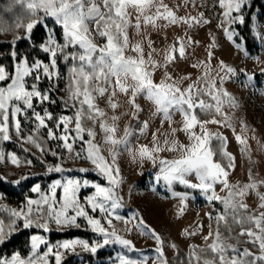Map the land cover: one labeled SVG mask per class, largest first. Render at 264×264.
<instances>
[{
    "label": "snow or ice",
    "instance_id": "1",
    "mask_svg": "<svg viewBox=\"0 0 264 264\" xmlns=\"http://www.w3.org/2000/svg\"><path fill=\"white\" fill-rule=\"evenodd\" d=\"M24 6L27 11V22L18 18L14 24L4 25L0 21V34H12L10 41L9 59L12 62L11 70L0 63V140L10 141L14 130L17 138L31 144L39 150L41 156L50 152L53 157L63 160L57 151L46 147V141H57V148L63 149L71 157L85 159L91 162L108 181V186L68 178L63 182L55 180L49 186L50 194L41 192L39 184L33 192L40 193V199H28L26 205L19 209L0 207V211L8 214L7 220L0 218V245L11 239L19 231L22 223L24 229L40 228L49 231V225L57 227H76L81 225L78 218H83L91 230L102 237V241L90 244L85 240H67L56 245H48L42 236H32L31 254L24 258L19 253L11 258L0 259V264H62L65 254L75 253L79 246L85 252L95 255L98 249L106 245L119 244L129 251H134V245L129 239L119 235L113 226V219L120 220L117 209L122 207V197L117 193L122 180L119 166L116 164L120 148L126 147L129 137L133 135L130 127H125L123 136L117 137L120 117L115 115L120 107L119 97H127V103L134 109L130 115L137 118L143 109L137 103V98L146 99L154 107V115L167 121L170 125L175 113L182 117V131L187 137V143L175 138L176 128L171 133H165L161 141L153 133L151 147L141 145L137 155L141 161L148 160L154 165L160 164L157 180L162 179L169 188L179 183L187 188L199 189L205 194L207 200L219 202L223 208L213 217L207 213L210 221L207 235L202 236L204 245H193L186 259L179 258V250L175 243L170 247L177 251V264H264V180H255L249 171L248 182L230 184L228 177L230 171L235 169V157L228 151V139L220 132L213 133L207 127L209 124L219 125L233 131L235 140L242 147L240 151L249 155L250 146L245 136L236 134L232 117L224 111L225 107L236 109L238 101L225 88L226 80L237 74V70L219 61L218 71L213 76L211 60L214 58L211 50L207 51L206 59L191 65L193 68H203L196 80L182 86L183 81L190 80V75L179 79L169 71L170 65L178 59L186 58V45L184 37H177L173 44L163 50L162 61L154 58L153 53L159 54L153 47L154 41L150 36L133 42L130 29L141 35L142 26L160 29L174 25H187L189 28L200 24H210L204 13L198 16L181 17L164 3V0H15ZM194 3V0H192ZM249 0H218L220 22L217 25L223 29L228 40L236 43L238 49L241 45L234 40L237 33L231 29L233 24H245L243 9L248 6ZM135 13V23L132 17ZM51 20L59 28L60 39L54 28L47 26L45 21ZM164 21L161 25L159 22ZM228 26H225V25ZM40 25L47 28L46 40L36 41L33 36L34 29ZM23 30V35L20 31ZM256 37L264 41V32L257 31ZM167 37H165L166 39ZM30 40L39 45V49L48 54V62L40 59L30 62L27 56H20L18 43ZM199 41L187 36V45L194 46ZM215 37L209 45L214 46ZM145 44L149 51L145 53ZM242 50V49H241ZM129 53H134L129 54ZM69 64L65 98L62 103L66 110L72 114L54 116L47 107L37 111L34 101L43 105L56 104L52 93L58 89L62 79L58 61ZM163 69L162 78L157 81L156 73ZM243 71V70H241ZM264 74V69L261 70ZM32 78L29 84L28 78ZM47 80L49 86L42 90L40 83ZM248 81L254 79L247 76ZM103 99L107 108L113 115L110 117L104 108L99 106ZM202 113L207 119H201ZM22 120L34 123V128L26 137L22 135ZM110 121V122H109ZM241 131H247L248 125L241 121ZM97 126L103 133V144L109 146L111 156L109 161L102 153L103 147L96 142ZM148 127L144 122L141 132ZM46 130L45 136L40 130ZM199 129V131H197ZM254 131V130H253ZM87 137V138H86ZM169 137H172L171 139ZM255 138V137H253ZM213 141L216 142L215 147ZM81 147L76 148L77 143ZM27 151V149H26ZM174 152V159L159 157L161 152ZM226 160V164L216 160ZM10 162L19 167L22 163L15 154H8ZM5 160V153L0 150V162ZM29 166L32 160L25 161ZM41 163H44L41 160ZM65 169L62 163L47 165V172L61 173ZM79 171L87 172L81 168ZM195 177L192 182L189 177ZM27 176L22 175L15 183L19 184ZM221 185V191L226 190L225 196L216 192L215 186ZM92 187L95 192L85 198L81 203L78 193L81 188ZM57 189H62L63 195L57 198ZM179 195L181 203L186 194ZM254 194L258 201L257 209H252L245 202V198ZM99 212L100 217L107 222V227L101 218L90 215ZM183 212V208L181 209ZM212 221L215 222L213 227ZM20 222V223H18ZM137 227L142 233L150 234L157 243V257L153 264H168L164 255V239L146 225L142 219ZM203 224L198 223L195 230H183L186 236L201 234ZM236 229H239L237 232ZM246 237V239H241ZM47 245V250L40 253L41 245ZM252 245L256 249L251 251ZM52 258V259H50ZM119 264H148V258H132L118 254Z\"/></svg>",
    "mask_w": 264,
    "mask_h": 264
},
{
    "label": "rangeland",
    "instance_id": "2",
    "mask_svg": "<svg viewBox=\"0 0 264 264\" xmlns=\"http://www.w3.org/2000/svg\"><path fill=\"white\" fill-rule=\"evenodd\" d=\"M250 1L251 0H249V2ZM164 3L168 4L169 7L181 17L198 16L199 13L202 12L204 13L205 18L209 19L211 23L200 24L192 28H189L187 25H174L161 27L158 30L151 27L144 28L142 26L140 36L136 35V30L133 28L130 29V36L133 42L143 39L145 35L150 36L155 42L153 47H155L159 52V54L153 53V56L155 59L162 61L163 50L173 44L177 37H184V43L186 45V58L178 59L168 68V71L177 79L185 75H190V80L183 81L182 86L184 87L201 75L203 68H193L191 65L196 64L197 61L205 60L207 51L209 50L213 52L214 56L211 60V67L213 69L211 74L213 76H215L218 71L220 60H223L227 65H230L237 70V74L234 77L225 81L224 88L236 98L239 107L236 109H229L225 107L224 111L232 117L233 123L235 124L236 134L247 137L248 145L250 146V159L249 155L240 151L242 146L235 140L234 133L231 129L213 124H209L207 127L213 133L220 132L228 139V151L235 157V169L230 171L228 177L230 184H236L238 182L240 184L247 183L249 171H251L255 180H264V74L261 72V70L264 69V41H261L255 35L259 50L257 53L252 54L246 49L243 40H238L234 37V40L241 45V48L238 49L236 47V43L228 40L224 35L223 29L217 26L220 22L219 14L221 12V9L218 7V0H194V3L192 0H164ZM259 14V11H257L253 17L252 28L254 34L257 31L264 32V19L259 18ZM132 20L133 23H135V13H133ZM45 23L48 27L53 28L54 24L50 19L45 21ZM159 23L163 25L165 22L160 21ZM225 26L228 25L226 24ZM231 29H234L233 25H231ZM187 36H191L194 40L199 41V43L194 46H188ZM165 37L167 38L165 39ZM213 37H215V43L214 46L209 49V45L212 43ZM148 51L149 49L147 44H145V53L147 54ZM129 54L134 55V53ZM256 74H261L262 76L258 79L256 78ZM248 75H253L254 79L252 81H248ZM162 76L163 69L156 73L155 79L159 81ZM42 81L46 83L45 89H47L49 82L46 79ZM66 82L67 77L62 75L58 89L52 93V99L57 101V105H59V102H62L63 98H65V92L63 90L66 87ZM119 100L120 107L115 112V115L120 117V120L118 121L119 130L116 135L117 137L123 136L125 127H130L133 130V135L129 137L127 146H122L120 148L119 155L116 160V164L119 166L120 170L119 178L122 180V183L117 189L118 195L122 197V207L117 209V214L122 217V219H113V226L117 229L119 235L132 241L135 250L129 251L119 244L110 243L109 245L98 249L97 252H105L108 254V256L102 261L105 264H119L117 259L118 254L127 255L132 258H143L146 256L148 258V264H153V261L158 255L155 251L157 243L150 234H147L146 232L142 233L141 229L137 227L138 221L142 219L146 225H148L151 229H154L155 232L164 239L165 243L163 251L168 260V264H177L175 260L177 251L176 249L170 247V245L175 243L177 249L180 248L186 252H189L191 250V246L193 245L203 246L205 242L202 239V236L207 235L209 231L208 225L210 223L206 214L211 213L214 217L216 213L220 211V207L217 205L220 203H210L205 194H203L199 189L190 188L191 190H197V195L186 191H175V186L187 188L179 183H174L172 187L169 188L162 179L157 180L156 178L160 168L159 162L157 161L154 165L148 160L141 161L137 155V151L141 145H148L149 147L152 146L151 142L153 133H155L157 138L162 141L164 139V134L171 133L172 128L177 129L175 138L182 143H187L188 141L186 135L182 131H179L182 126V117L180 114L175 113L173 115L171 125L167 121L162 123V118L158 115H154V107L150 104V102L142 97H138L137 103L140 104L143 111L137 114V118H133L130 113L133 112L134 109H132L127 103V97L121 95ZM98 103L101 108H104L107 111L109 117L113 115L112 110L107 108L105 100L101 99ZM34 104L36 105L37 111H42L48 103L46 102L41 105L34 101ZM64 110L66 109L62 106L57 113L53 114L54 116L72 114L71 110H69V113L67 111V113L64 112ZM198 114L201 119L208 118L202 113L198 112ZM22 121L32 132L34 123L30 121ZM145 121H147L148 127L141 132ZM241 121L246 122L248 125L247 131H241ZM197 131H199V129H197ZM45 133L46 130L43 131V135L46 138ZM97 133L96 142L102 145V154L109 161H111V156L108 152L109 146L103 144V133L99 131L98 126ZM11 136L12 139L13 137L15 139L17 138L14 130L11 132ZM169 138L171 139L172 137ZM1 141L2 140H0V142ZM51 142V149L57 151L64 157L62 161L51 155V160L46 161L43 167H27V165H24L23 161L20 159L22 163L19 167H17L8 159V154L15 153L0 149L5 153V160L0 162V174L12 180L18 179L22 175L27 176L28 174H52V176H54L53 179H51L45 187H40L41 192H44L45 194H50L49 186L57 179L62 182L68 178H74L81 181L87 179L90 184L99 183L101 186H108L107 179L95 170L90 161L71 157L65 153L63 149L57 148V141ZM214 142L215 141H213V143ZM80 147L81 145L78 142L76 148L79 149ZM176 156L177 153L174 152L164 151L159 153V157L169 160L174 159ZM219 162L222 164L227 163L226 160ZM55 163H62L65 171L61 173L47 172V165ZM81 168L88 169V171L81 172L79 171ZM189 179L192 180V182H196L194 176L189 177ZM215 188L218 195H226V190L221 191L220 184H217ZM260 190L262 191V189ZM94 192L95 189L92 187L81 188L78 193L81 203H86L85 198L92 195ZM33 193V196L27 198V200L40 199V193ZM173 193L186 194V199L183 204L181 203L180 196L174 195ZM62 195V189H57V198L59 199ZM27 200L19 205H12L0 193V207L7 206L8 208L19 209L26 205ZM245 202L252 209L257 208L259 204V201L254 194L247 196L245 198ZM182 208L183 212H181ZM88 211L90 215L101 218V222L105 227L108 226L107 222L100 217L99 212L92 213L90 208ZM7 216L8 214L6 212L0 211V218L7 220ZM77 222L81 225V227H79L80 229L91 232L90 240L80 236H74L58 241H50L48 235L52 232H65L78 229L74 226L57 227L53 223L49 225L50 230L47 232L40 228H28L34 230V233L30 237V251L26 255H22L18 251L12 254H4L11 258L12 255L19 253L22 257L27 258L31 254L32 236L34 235L44 237L48 245H56L57 243L63 241L75 239L85 240L90 244L95 243L96 241H102V237L98 233L93 232L91 227L87 225L83 218H78ZM198 223H201L204 226L201 234L193 236H186L183 234L184 229H188L189 231L195 230ZM211 223L213 224V227H215V222L212 221ZM22 229L24 228L21 223L19 231ZM19 231L13 235L17 234ZM240 247H248L251 251H256L252 245H242ZM46 250L47 245L42 244L38 251L43 253ZM81 253L91 254L90 252L83 251L81 247L77 246L75 253L68 252L65 254V257L70 254H78L77 257L81 258ZM2 254L0 253V255ZM52 264H54V260H52Z\"/></svg>",
    "mask_w": 264,
    "mask_h": 264
},
{
    "label": "trees",
    "instance_id": "3",
    "mask_svg": "<svg viewBox=\"0 0 264 264\" xmlns=\"http://www.w3.org/2000/svg\"><path fill=\"white\" fill-rule=\"evenodd\" d=\"M259 11V18L264 19V0H251L247 7L243 9V13L245 16V24H233V28L235 32L237 33V37H235L238 40H243L246 49L252 53L255 54L259 50V46L256 41V37L252 28L253 25V17L255 13ZM27 11L26 8L18 3L15 2V0H0V21L4 23V25L7 27L8 25L14 24V22L20 18L24 20V22H27ZM53 28L55 29V32L57 33L58 39H60L59 35V28L55 25H53ZM21 35H23V30L20 32ZM33 36L36 41L46 40L47 37V29L45 27H41L38 25L34 31ZM12 34H0V63H3L5 66L11 70L12 62L9 59V52H10V41L12 40ZM18 52L20 56H27L29 58V61H35L37 59H40L44 62H48V54L44 53L39 49V45L33 44L30 40H23L18 43ZM60 72L64 77H67L68 74V68L69 64H65L62 60L58 61ZM261 74H256V78L259 79L261 77ZM29 84L32 82V78H28ZM40 88L45 89L46 83L41 81ZM63 106L62 102H59V105L57 104H46L45 107L49 109L52 113H57L59 109H61ZM68 112L69 110H64V112ZM66 112V113H67ZM204 117V116H203ZM204 119V118H202ZM22 128L23 136H27L31 130L28 129L27 126H25L24 122L22 121ZM44 130H40V135L44 137L43 135ZM45 138V137H44ZM46 139V138H45ZM216 142L213 143V146L215 147ZM46 147L52 148V142L46 141ZM0 149H3L4 151H12L14 152L22 161L24 165H27V167H43L44 163L46 161L51 160L52 156L50 152L44 156H41L39 150L35 149L31 144L19 139L14 138L11 141H1L0 142ZM27 149V151H26ZM217 160L222 161L219 156L216 157ZM32 160V165L29 166L25 161ZM41 160L44 161V163H41ZM54 176L47 175L45 173H39V174H28L27 179L22 180L19 184L15 183V181L18 179H10L6 178L2 174H0V193L7 199V201L12 205H19L27 200V198L33 196L32 187L35 184H39L41 188L45 187L46 184L53 179ZM262 191H264V188H261ZM175 191H186L191 192L193 194H198L197 190H191L190 188H184L181 186H175ZM220 208V211L222 210L223 206L220 204H217ZM257 209V208H254ZM238 232L239 229H236ZM34 233V230L32 229H22L17 234L13 235L9 241H7L5 244L0 245V253L4 254H12L14 252H19L22 255H26L30 251V237ZM74 236H80L82 238L91 239V232L83 229H75L71 231H65V232H52L48 235L50 241H58L64 238H71ZM241 239H246L241 238ZM245 245L241 244L240 246ZM179 250V258L180 259H186L187 254L189 252H186L182 249ZM78 254H70L64 258V261L62 264H105L102 262L105 257L108 256L105 252H97L96 255L89 254V253H81V258L77 257ZM175 260L177 263V252L175 255Z\"/></svg>",
    "mask_w": 264,
    "mask_h": 264
},
{
    "label": "built area",
    "instance_id": "4",
    "mask_svg": "<svg viewBox=\"0 0 264 264\" xmlns=\"http://www.w3.org/2000/svg\"><path fill=\"white\" fill-rule=\"evenodd\" d=\"M5 258H10L8 255H6V254H2V255H0V259H5Z\"/></svg>",
    "mask_w": 264,
    "mask_h": 264
}]
</instances>
